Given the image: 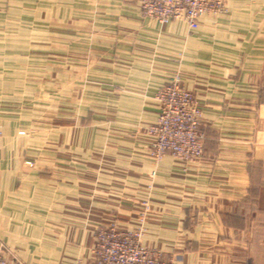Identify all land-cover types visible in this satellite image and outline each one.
Here are the masks:
<instances>
[{
  "label": "crops",
  "instance_id": "crops-1",
  "mask_svg": "<svg viewBox=\"0 0 264 264\" xmlns=\"http://www.w3.org/2000/svg\"><path fill=\"white\" fill-rule=\"evenodd\" d=\"M103 5L105 15L84 18L110 55L101 56L121 61L94 69L110 89L102 101L116 106L106 159L57 160V176L24 171L21 141H1L0 246L26 264H71L91 255V228L111 216L137 225L134 202L148 199L144 241L179 264H264V0H227L197 29L143 16L135 0ZM171 68L202 105L204 155L186 163L167 154L156 165L144 128L157 119L155 95ZM89 167H100L92 179ZM86 184H95L88 201Z\"/></svg>",
  "mask_w": 264,
  "mask_h": 264
},
{
  "label": "rangeland",
  "instance_id": "rangeland-1",
  "mask_svg": "<svg viewBox=\"0 0 264 264\" xmlns=\"http://www.w3.org/2000/svg\"><path fill=\"white\" fill-rule=\"evenodd\" d=\"M106 1L0 0V127L3 130L0 143L5 138L21 141L24 171L58 173L61 170L57 160L106 159L103 149L110 144L116 106L102 101L101 97L108 95L110 89L101 87V73L94 69L99 67V60L115 64L121 61L118 57L101 56L110 55L95 44L100 41L95 40L93 24L84 18L85 14L94 18L105 15ZM78 18L88 19L87 23L79 24ZM79 33L86 38L79 39ZM170 71L167 82L175 76L173 68ZM99 131L104 135L97 134L96 139ZM81 152L87 156L81 157ZM89 169L86 174L92 179L100 167ZM156 175L154 167L149 177L153 179ZM85 187L86 201L94 199L95 184ZM146 187L153 191L154 185L147 183ZM77 198H69L73 200L72 207L78 204ZM134 204L137 222L145 213L147 220L152 208L150 200H138ZM147 207L148 212H144ZM112 225L120 231L127 227L118 217L111 216L108 223L91 228L95 240L98 230ZM145 231L133 238L141 239L163 258L178 261L175 256L164 255L149 246L144 241ZM0 248L9 260L26 264L14 249L2 245ZM91 257L92 253L88 257L81 251L73 262L78 258L90 261Z\"/></svg>",
  "mask_w": 264,
  "mask_h": 264
},
{
  "label": "built area",
  "instance_id": "built-area-1",
  "mask_svg": "<svg viewBox=\"0 0 264 264\" xmlns=\"http://www.w3.org/2000/svg\"><path fill=\"white\" fill-rule=\"evenodd\" d=\"M143 16L162 23L185 21L191 29H197L207 13L225 11L227 0H135ZM159 102L156 121L146 127L150 136V156L157 164L170 154L186 163L200 160L204 155V134L200 130L203 110L196 95L176 73L155 95ZM3 130L0 127V139ZM144 212H148L145 209ZM146 215V213H145ZM138 218L136 226L120 231L115 225L98 230L91 249L92 260L76 259L73 264H178L175 258L166 259L155 249L144 245L140 236L146 229V216ZM138 230L137 231H135ZM136 233V234H135ZM0 264H24L9 260L0 248Z\"/></svg>",
  "mask_w": 264,
  "mask_h": 264
}]
</instances>
